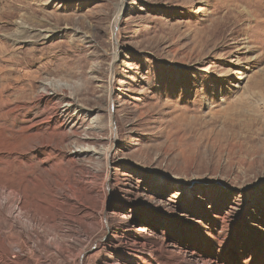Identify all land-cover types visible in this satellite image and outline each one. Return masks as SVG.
I'll list each match as a JSON object with an SVG mask.
<instances>
[{"label":"rangeland","instance_id":"374dc122","mask_svg":"<svg viewBox=\"0 0 264 264\" xmlns=\"http://www.w3.org/2000/svg\"><path fill=\"white\" fill-rule=\"evenodd\" d=\"M22 12L54 35L7 43ZM0 47V170L52 215L0 264H264V0H0ZM42 84L81 106L47 155Z\"/></svg>","mask_w":264,"mask_h":264},{"label":"bare ground","instance_id":"6f19581e","mask_svg":"<svg viewBox=\"0 0 264 264\" xmlns=\"http://www.w3.org/2000/svg\"><path fill=\"white\" fill-rule=\"evenodd\" d=\"M8 1V0H7ZM118 12V11H117ZM119 19V14H117L114 18L113 27L116 26V23ZM32 18L28 15L27 12H22L19 15V21L15 23L14 29L12 33L7 34L4 39L9 44H25L31 43L35 38L47 39L51 38L55 30L53 28H45L44 34L42 32H35L33 28L26 26L28 21H31ZM3 36V35H2ZM218 37V36H217ZM207 45L202 46L201 51L207 50L210 46H215L216 36H210L207 40ZM206 46V47H205ZM204 47V48H203ZM201 49V48H200ZM4 49L0 47V53H2ZM200 51V52H201ZM12 62V58L10 59ZM4 68H0V74L5 73ZM4 79V78H2ZM17 101V102H16ZM15 102H9L10 106L13 108H18L23 106L16 100ZM63 103L65 107H75L78 105L76 98L70 97L68 99L62 100L57 90H52L50 85L42 84L39 93L36 95V103L44 108V113L39 114L40 116H34V118L26 119L23 116V122H20V128L22 132L27 135L28 132L34 130L35 137L32 135L25 136V139L31 141L29 145L30 150L36 151L39 154L47 155L46 151L48 148L55 147L56 141L54 139V128L59 126L60 128L63 127L65 117L64 114L60 113L58 110L59 106ZM80 108L81 106H76ZM24 110H27V113H30L32 108L27 106L21 107ZM68 109H66L67 111ZM38 115V114H37ZM17 119H13V127H17ZM48 126L45 130L44 138L39 139V133L42 129V126ZM27 133V134H26ZM74 145V152L71 157H69V162L71 166H74L73 162L77 158H84L89 151L90 143L82 140L76 139L73 142ZM32 152L29 151V160L32 161L33 156H31ZM93 155L97 156H106V152H98L97 150L92 151ZM27 155V156H28ZM24 184L22 177H12L8 175L6 171L0 170V257H8V253H12V245H19V241L22 239V235L28 237L27 233L32 229L34 230L39 225L45 223L46 216H52L51 211H43V209H39L40 207L37 205L36 201L32 200H25L27 194H25L28 190L26 189V185L24 184V191L16 190L10 187L11 184ZM91 188V187H90ZM72 197L74 200H78L82 196H84L87 191L89 190L87 186L83 183L79 182L75 188H70ZM57 193H53V200L62 196V193L56 190ZM64 198V197H63ZM35 199V198H33ZM66 199V198H65ZM67 200V199H66ZM65 200H62L59 203V208L61 209L64 205ZM37 203V204H36ZM44 202L39 201V204H43ZM58 209V210H60ZM48 234H43V240L48 248L53 249L56 253L63 252L62 249L56 244L54 238H49L48 240L46 237ZM37 238V237H36ZM38 239V238H37ZM38 249V247H37ZM52 251V250H51Z\"/></svg>","mask_w":264,"mask_h":264}]
</instances>
